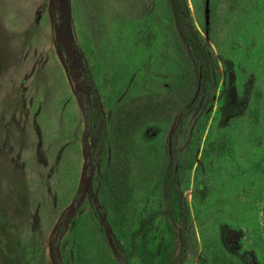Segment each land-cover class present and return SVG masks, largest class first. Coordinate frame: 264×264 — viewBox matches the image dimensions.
<instances>
[{
	"label": "rangeland",
	"instance_id": "1",
	"mask_svg": "<svg viewBox=\"0 0 264 264\" xmlns=\"http://www.w3.org/2000/svg\"><path fill=\"white\" fill-rule=\"evenodd\" d=\"M173 3L0 0V264H264V0H209L214 38L205 0H187L210 76L144 133L167 166L175 152L186 222L158 216L131 256L100 197L86 105L109 129L121 101L196 92ZM137 208L134 229L166 199L150 186Z\"/></svg>",
	"mask_w": 264,
	"mask_h": 264
},
{
	"label": "trees",
	"instance_id": "2",
	"mask_svg": "<svg viewBox=\"0 0 264 264\" xmlns=\"http://www.w3.org/2000/svg\"><path fill=\"white\" fill-rule=\"evenodd\" d=\"M205 3L208 6V17L204 31L209 38H214L211 30L216 10L213 6L209 7V0H205ZM173 4L177 14L178 30L190 49V56L197 64V85L200 77L201 85H204L210 76L212 56L210 44L190 20L187 0H174ZM192 99L189 101L181 89L174 91L173 95L163 92L131 97L117 104L109 121V129L99 128V114L92 105H86L85 122L90 134L96 135L97 139L96 159L102 157V152L106 153L98 186L100 197L111 217L112 227L130 238L133 246L131 256L137 252L138 240L145 236L158 216L173 217L178 214L183 223L186 222L183 212L185 201L177 182L179 167L176 164L175 152L172 161L176 166H167L153 155V146L147 143L150 139L144 133L150 128L157 129L176 114L184 117L193 104ZM141 137L142 143L137 141ZM150 186L163 193L166 208L141 217L139 227L134 229L131 221L138 210L140 191H146ZM129 256L124 254L125 263ZM222 259L226 264H231V260L225 257Z\"/></svg>",
	"mask_w": 264,
	"mask_h": 264
},
{
	"label": "water",
	"instance_id": "3",
	"mask_svg": "<svg viewBox=\"0 0 264 264\" xmlns=\"http://www.w3.org/2000/svg\"><path fill=\"white\" fill-rule=\"evenodd\" d=\"M207 11H208V6H206V11H205V12L208 14ZM200 85H201V77H200L199 83H198V85H197L198 87H197V90H196V92H195V95H194V97H193V99H192V101H191L192 103L196 100V98H197V96H198V94H199V92H200V87H201Z\"/></svg>",
	"mask_w": 264,
	"mask_h": 264
}]
</instances>
